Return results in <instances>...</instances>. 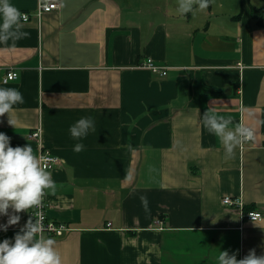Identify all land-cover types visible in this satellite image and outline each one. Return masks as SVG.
Listing matches in <instances>:
<instances>
[{
    "label": "crops",
    "instance_id": "crops-1",
    "mask_svg": "<svg viewBox=\"0 0 264 264\" xmlns=\"http://www.w3.org/2000/svg\"><path fill=\"white\" fill-rule=\"evenodd\" d=\"M55 1L38 16V0H11L28 14V35L0 44V85L18 88L24 102L10 112L16 127L5 113L0 131L13 147L61 159L49 170L55 188L45 212L70 229L45 235L62 264H218L223 250L264 254V25L251 13L260 0H213L187 15L178 0ZM146 57L166 75L140 67ZM10 68L17 78L3 83ZM206 110L231 117L232 129L243 116L255 142L228 156L203 127ZM83 116L95 131L76 152L69 127ZM226 196L241 203L223 204ZM248 211L263 217L249 220Z\"/></svg>",
    "mask_w": 264,
    "mask_h": 264
},
{
    "label": "clouds",
    "instance_id": "clouds-1",
    "mask_svg": "<svg viewBox=\"0 0 264 264\" xmlns=\"http://www.w3.org/2000/svg\"><path fill=\"white\" fill-rule=\"evenodd\" d=\"M213 0H178L177 11L180 15L206 10ZM264 4V0H260ZM27 17L22 14L11 0H0V44L23 39L28 33L22 31ZM24 97L15 87L0 85V116L9 115L8 123L16 127L10 112L14 105L22 104ZM242 113L244 109H241ZM203 127L220 138L226 154L232 156L239 147L256 140V127L245 122L243 116L234 129L229 128L231 117L216 115L206 110L201 116ZM259 123H264L260 121ZM95 131V120L83 116L69 127L71 137L78 142L73 150H84L83 138ZM11 137L0 131V216L7 220L0 223V231L6 232L11 225L21 220L22 211L40 209L46 190L55 188V181L42 158L30 144L13 147ZM145 207H147L145 201ZM32 216L20 227L12 238L0 240V264H62V257L54 238L45 235L44 216L30 211ZM218 264H264V254L257 255L254 249L241 259L227 250L220 252Z\"/></svg>",
    "mask_w": 264,
    "mask_h": 264
},
{
    "label": "built area",
    "instance_id": "built-area-1",
    "mask_svg": "<svg viewBox=\"0 0 264 264\" xmlns=\"http://www.w3.org/2000/svg\"><path fill=\"white\" fill-rule=\"evenodd\" d=\"M59 7L58 2L55 0H38L37 7L35 10L36 15H41L43 12H49L53 9H56ZM28 18L27 13H22ZM140 67L147 68L150 71L157 73L160 76H165L167 73V66H162V65H157L154 63V61L146 57L143 59L142 63L139 64ZM17 78V72L13 69L10 68L6 71V73L2 77V82L3 83H8L9 81L15 80ZM40 135L39 131L31 132L29 135L30 138L32 137H37ZM39 156L42 158V162L46 167H48L49 170L53 169L55 166L60 164L61 159L57 156L52 155L49 150L47 149H42L41 152L39 153ZM241 198L236 199V198H231L230 196H226L223 198L222 202L223 204L229 205V206H234L238 205L241 203ZM49 207V204L46 202V195L43 198V205L42 208L40 209H31L30 211L34 212H39L44 216V225H45V233L52 235V236H61L65 231L69 230L70 227L67 226L64 223L61 222H56L47 217L46 214V208ZM32 216V213L29 212L28 218ZM245 217L249 220H260L263 217V214L258 211H248L245 213Z\"/></svg>",
    "mask_w": 264,
    "mask_h": 264
},
{
    "label": "trees",
    "instance_id": "trees-1",
    "mask_svg": "<svg viewBox=\"0 0 264 264\" xmlns=\"http://www.w3.org/2000/svg\"><path fill=\"white\" fill-rule=\"evenodd\" d=\"M252 16L257 19L260 24L264 25V4L252 9Z\"/></svg>",
    "mask_w": 264,
    "mask_h": 264
},
{
    "label": "rangeland",
    "instance_id": "rangeland-1",
    "mask_svg": "<svg viewBox=\"0 0 264 264\" xmlns=\"http://www.w3.org/2000/svg\"><path fill=\"white\" fill-rule=\"evenodd\" d=\"M240 9V8H239Z\"/></svg>",
    "mask_w": 264,
    "mask_h": 264
}]
</instances>
